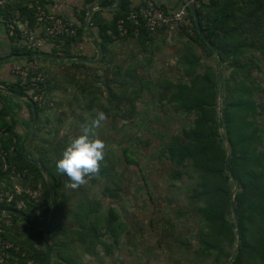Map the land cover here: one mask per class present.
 I'll return each instance as SVG.
<instances>
[{
	"label": "trees",
	"instance_id": "obj_1",
	"mask_svg": "<svg viewBox=\"0 0 264 264\" xmlns=\"http://www.w3.org/2000/svg\"><path fill=\"white\" fill-rule=\"evenodd\" d=\"M195 2L205 37L221 57V106L218 62L215 69L211 65H204V69L200 70L201 58L196 55V49H203L209 58L216 56V53L200 36L193 15L187 8L189 23L177 30L186 34L191 42L187 44L186 55L182 58V67L188 80L177 82L163 78L159 84L163 85L164 91L157 95L169 104H176V108L185 114L194 116V122L182 137H171L161 154L174 167L181 168L173 171V179L179 180L183 175L195 178L196 183L189 193V199L196 204L202 221L201 231L196 237L199 245L196 256L210 264H264V134L259 126V119L264 118V97L261 96V85L252 75L251 65L245 61L249 53H264V0H210L207 4L202 0ZM9 6L10 2L5 9H0L1 17ZM36 7L33 10L21 8L22 18H29L34 23ZM135 9L130 6L129 0H123L112 23L96 18L102 37V50L113 42L108 31L116 33L118 21L126 19ZM128 27V36H134L137 27L133 24H128ZM140 30L143 38L140 36L139 39L148 40L150 35L145 28ZM163 30L166 29L160 31ZM18 38L21 39L20 36ZM70 39L72 38L67 39L62 49L54 52L79 56L80 54H71L65 49ZM17 44L19 45L14 49L16 54H32L39 50L36 44L32 49L21 47L23 43ZM55 44L59 45V41ZM35 60V57L26 59ZM104 62L105 58L101 63ZM73 65L78 70L86 66L79 62ZM38 68L42 71L39 65ZM121 71L122 68H117L116 76L103 82L107 87L109 103V107L102 110L105 114L112 110L121 116L120 111L124 106H128L132 114L135 110L134 101L142 96L145 86L149 87L150 83L138 76L136 70L125 73ZM226 71L229 74H225ZM66 78L69 82L74 80L70 75ZM46 80L49 94L54 88H51L49 78L46 77ZM135 83L138 88H135ZM11 89L24 97L30 94L20 87L18 81L17 86H11ZM82 89L84 92L90 91L85 86ZM98 91L95 90V94ZM96 99L98 97L93 96L87 108L92 109ZM27 105L31 111V105ZM36 106L39 133L40 116L45 108L40 104ZM9 115L13 117V110H0V137L4 148L10 151L13 147L15 153L13 155L10 152L9 163L20 171L27 169L29 185L37 187L41 184L43 190L40 203L28 202L27 209L15 217L12 227L7 228L4 237L19 249L18 252L11 253L9 264H44L45 222L50 205V191L42 169L26 158L27 142L32 131V112L26 137H19L15 133L13 121L7 119ZM124 117L126 116L122 118ZM39 141L40 138L35 137L32 154ZM124 153L129 163H137L129 155L128 149ZM32 157L45 167L53 187L55 201L50 217L49 241L52 258H57L55 264H79L67 239L79 242L87 254L97 256L101 246L107 255H111L122 234L129 233L127 222L121 220L114 207L104 211L99 202L89 198L86 189L81 188L82 185L68 187V178L57 172L55 167L59 157L50 158L45 149L40 150L38 156L33 154ZM186 168H190L194 175L188 174ZM231 175L238 184L234 196ZM118 177L114 166H107L104 161L101 162L99 171L90 176L93 183L97 179H104L116 185L114 189L106 186L103 191V194L112 198L118 197L121 191V187L115 183ZM9 180L7 173H0V189L1 183ZM233 203L241 232L238 249ZM234 253L236 256L233 258ZM50 264H54L53 259Z\"/></svg>",
	"mask_w": 264,
	"mask_h": 264
},
{
	"label": "rangeland",
	"instance_id": "obj_2",
	"mask_svg": "<svg viewBox=\"0 0 264 264\" xmlns=\"http://www.w3.org/2000/svg\"><path fill=\"white\" fill-rule=\"evenodd\" d=\"M167 36L171 40L159 44L160 50L155 49L154 54L147 47L148 52L141 55L140 47H137L121 59L120 65L101 63L75 70L72 83L63 77L66 72L63 69L57 91L49 97V110L40 116V132L35 134L40 141L33 154L38 156L40 150L45 149L50 158H60L70 139L80 134L81 127L91 122L97 111L109 107L107 87L103 82L116 76V67L134 69L138 76L150 83V88L145 86L142 96L134 101L132 114L128 106L120 111L121 116L108 110L107 120L94 130V138L104 142V156H107L103 159L104 164L114 166L119 176L115 180L121 187L119 196L112 198L103 194L106 186L116 188L104 179L93 183L89 177L81 187L86 189L91 200L101 204L104 211L114 207L121 220L127 222L129 233L122 234L111 255H107L101 246L97 256L87 254L79 242L67 239L79 264H210L196 256L199 249L196 237L202 221L196 204L189 199L195 178L183 175L179 180L173 179V171L181 168L174 167L161 154L171 137H182L194 122V116L185 114L176 108V104H169L157 95L164 91L163 85L159 84L163 78L177 82L188 80L182 58L191 42L180 30ZM196 55L201 58L200 70L204 65L217 68L216 56L209 58L203 49L198 48ZM245 61L251 65L252 75L261 85V96L264 97V53H249ZM85 67L90 66L86 64ZM135 85V88L139 87ZM83 86L90 91L84 92ZM95 90L99 91L95 94ZM95 95L98 99L93 102V108H87ZM46 100L47 96L44 103ZM124 115L126 117L122 118ZM259 120L264 134V118ZM125 149L136 164L126 160ZM33 154L30 151V155ZM186 170L194 175L190 168ZM52 259L55 264L57 258L53 256Z\"/></svg>",
	"mask_w": 264,
	"mask_h": 264
},
{
	"label": "crops",
	"instance_id": "obj_3",
	"mask_svg": "<svg viewBox=\"0 0 264 264\" xmlns=\"http://www.w3.org/2000/svg\"><path fill=\"white\" fill-rule=\"evenodd\" d=\"M123 1V0H122ZM121 1V4H122ZM146 0H129L130 6L132 8H138L139 5L143 4ZM162 6L166 8L167 11L177 12L178 10L187 7L185 0H155ZM207 4L210 0H202ZM196 3V2H195ZM121 4L118 9L117 0H11L8 10L0 16V92L2 96L0 97V110L8 108L9 111L13 110V117L11 115L7 116L9 121H13L14 131L19 137L28 136L29 121L33 120V110L31 106V111L28 107V102L24 99L19 98L18 96L13 95L10 91L12 87L17 86V78L13 74L14 66L18 63H25L26 59L29 58L27 55H32L35 57V62L39 65L42 71L46 74V77L50 80L51 91L47 94V100L42 105L45 108L46 112L49 110L48 100L49 97H53V94L57 91L60 78H62L63 69L66 70L63 77L67 79L68 75L71 77L75 74L76 67L74 63L77 62L75 58H84L88 60H95L98 58V48L102 51L103 58L101 61L96 64H101L102 60L105 58L106 64L115 62L114 65H120L121 59L125 58L127 53H133L135 49L140 47L139 54L148 52V48L154 54L156 50H160V45L171 40L167 34H170V30L159 31L156 34L149 36L148 40L139 39L142 37V32L139 30L136 34L134 31V36H124L112 38L113 42L105 46V49L102 48V37L99 34V28L97 19H102L108 23H112L115 19L116 12L120 9ZM42 6L48 13L56 16H65L69 18L78 28V33L76 37L70 39L69 45L66 46L71 54H80L78 55H64L57 54L54 51L56 48V40L45 37L41 31H37L36 35V45L39 47L38 52L32 54H16L14 53L15 46L17 47L22 41L18 38L19 33H15V30L12 33V28L9 26L11 19H16L18 22H23V20L30 21L29 18H22L21 8H29L33 10L36 6ZM197 7V6H196ZM188 8V7H187ZM21 14L19 18L17 13ZM133 12V11H131ZM30 26L35 25L34 23L29 22ZM128 27V25H127ZM143 26H140L141 29ZM8 28V29H7ZM129 28V27H128ZM144 28V27H143ZM9 30V31H8ZM18 31V30H17ZM114 34L118 35V32L109 30ZM108 31V35H109ZM17 34V35H15ZM142 34V35H141ZM129 35V34H128ZM110 36V35H109ZM16 37L18 39H16ZM73 40V41H72ZM151 40V41H150ZM143 43V44H142ZM22 47V45H20ZM148 47V48H147ZM156 49V50H155ZM55 56V57H54ZM57 56L62 57H73V60L61 59ZM81 63V62H79ZM87 64V63H82ZM90 67L94 66L87 64ZM85 67V68H90ZM122 68V67H116ZM84 69V68H79ZM125 70V69H123ZM134 69H127L125 71ZM69 82V81H68ZM72 83V82H71ZM15 92V91H14ZM27 95L26 97H28ZM29 98V97H28ZM36 104V103H35ZM37 105V104H36ZM38 122V118H37ZM90 124V122L88 123ZM37 131V130H36ZM32 133V131H31ZM31 135V134H30ZM32 157V156H31Z\"/></svg>",
	"mask_w": 264,
	"mask_h": 264
},
{
	"label": "built area",
	"instance_id": "obj_4",
	"mask_svg": "<svg viewBox=\"0 0 264 264\" xmlns=\"http://www.w3.org/2000/svg\"><path fill=\"white\" fill-rule=\"evenodd\" d=\"M10 0H0V9H5ZM21 18L20 12L17 13ZM35 25L30 26L27 20L18 22L11 19L9 26L12 33L18 32L21 37L22 47L32 49L36 44V35L39 30L42 34L50 39L59 41L57 49H62L68 38H74L78 34L77 26L65 16H56L48 13L42 6L36 7ZM188 10L184 7L177 12L167 11L164 6L155 0H146L131 12L126 19H121L117 23V32L121 37L128 36V24H133L136 34L143 26L147 33L152 36L162 29L170 31L177 30L189 23ZM18 30V31H17ZM135 33V32H134ZM112 38L118 35L109 31ZM13 74L21 88L28 91L29 98L36 104L42 105L47 96V80L43 71L39 70L35 61H26L14 66ZM14 153L12 147L10 151L4 148V143L0 137V173H7L9 182H2L0 189V264H9L11 253L18 252L19 249L10 240L4 237L7 228L14 225L15 217L21 215L23 210L27 209V203H40L43 190L42 185L32 187L27 181L28 170L20 171L15 165H11L8 160L9 154Z\"/></svg>",
	"mask_w": 264,
	"mask_h": 264
},
{
	"label": "clouds",
	"instance_id": "obj_5",
	"mask_svg": "<svg viewBox=\"0 0 264 264\" xmlns=\"http://www.w3.org/2000/svg\"><path fill=\"white\" fill-rule=\"evenodd\" d=\"M107 120L102 111H97L90 124L81 127L80 134L70 139L61 157L56 161L57 172L68 178V187L76 188L99 171L104 158V142L94 138V130Z\"/></svg>",
	"mask_w": 264,
	"mask_h": 264
},
{
	"label": "water",
	"instance_id": "obj_6",
	"mask_svg": "<svg viewBox=\"0 0 264 264\" xmlns=\"http://www.w3.org/2000/svg\"><path fill=\"white\" fill-rule=\"evenodd\" d=\"M122 0H117V7H115L114 9H118L120 4H121ZM185 4L187 5V7L189 8L191 14L193 15L194 18V22L196 25V28L200 34V36L202 37V39L205 40V42L209 45V47H211L217 56L218 59V71H219V78H220V106H221V99H222V94H223V81H222V62H221V57L220 54L218 53V51L213 47V45L211 44V42L205 37V34L202 30L201 24H200V18H199V14H198V10L196 7V3L195 0H185ZM98 52V58L95 60H88V59H84V58H75V60L77 62H81V63H87V64H91V65H96L98 64L101 59L103 58V54L102 51L98 48L97 50ZM28 57H32V55H27ZM55 57V56H54ZM61 59H65V60H73V57H62V56H57ZM10 93H12L15 96H18L21 99H24L25 101H27L31 106H32V110H33V120H32V133L29 137V140L27 142V147H26V158L33 164L37 165L40 169H42V171L45 174V178H46V182L50 191V205H49V211L46 217V222H45V250H46V260L44 264H50L51 261V257H52V252H51V248H50V244H49V224H50V217L51 214L53 212V208H54V201H55V197H54V193H53V187L52 184L50 182V178L48 176V173L46 172L45 167L36 159H34L33 157H31L30 155V151L33 145V141L35 139V134H36V130H37V118H38V113H37V106L36 104L28 97H24L21 94H18L14 91H10ZM222 124L221 120H220V125ZM232 177V181L234 184V191H233V196L235 195L236 191L238 190V184L237 181L235 180V178L231 175ZM232 211H233V216H234V220H235V225H236V232H237V249L239 248V244L241 241V232H240V227H239V221H238V217L236 214V208L234 203L232 204ZM236 256V253H234L233 258ZM232 258V259H233Z\"/></svg>",
	"mask_w": 264,
	"mask_h": 264
}]
</instances>
